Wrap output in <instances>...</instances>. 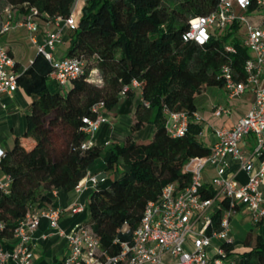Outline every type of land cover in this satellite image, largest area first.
<instances>
[{
    "label": "trees",
    "instance_id": "1",
    "mask_svg": "<svg viewBox=\"0 0 264 264\" xmlns=\"http://www.w3.org/2000/svg\"><path fill=\"white\" fill-rule=\"evenodd\" d=\"M5 2L19 12L26 10L25 4L36 7L45 19L67 18L75 4V0ZM217 6L218 0H87L67 51L68 56L83 55L87 66L65 91L50 81L51 62L37 53L19 77V84L32 95L27 130L0 160L10 178L7 190L0 187V243L14 237L28 212L49 207L54 190L72 191L86 177L104 148L83 147L89 137L83 131L84 118L95 116L93 107L100 101L112 110L121 97H132L134 80L142 85L143 99L131 130L152 123L155 132L149 140L136 141L130 135L125 142L107 147L106 170L114 172L115 178L90 194V219L83 224L104 250L117 253L115 240L131 239L149 201L158 200L172 182L191 181L183 170L185 163L210 153V145L200 139L203 125L195 119L198 96L208 87L223 86L217 73L226 60L242 72L249 57L248 49L232 33L207 44L183 40L190 20ZM230 40L236 52L226 50L225 42ZM94 71L101 82L93 79ZM166 108L189 114L184 135L168 133ZM214 194L210 190L207 196ZM219 219L217 214L218 228ZM260 226L263 233L249 231L242 250L236 247L239 264H264V223Z\"/></svg>",
    "mask_w": 264,
    "mask_h": 264
},
{
    "label": "built area",
    "instance_id": "2",
    "mask_svg": "<svg viewBox=\"0 0 264 264\" xmlns=\"http://www.w3.org/2000/svg\"><path fill=\"white\" fill-rule=\"evenodd\" d=\"M86 2L75 0L67 18L45 19L38 8L25 4L26 10L19 13L16 21L8 8L2 24V33L10 32L16 26L27 28L38 52L51 62L50 81L64 91L84 72L87 60L83 55L56 58L55 51L64 43L65 32L77 29ZM43 20L55 21L57 28L47 31L40 43L37 33ZM229 26H237L238 31L243 29L245 32L238 41L248 49L249 57L243 63L242 72L226 60L220 66L217 79L223 82L230 99L251 93L254 101L232 127L215 130L216 139L210 144L208 155L191 157L185 163L183 170L191 176V181L185 185L172 182L164 187L158 200L149 201L131 239L115 240L119 251L114 254L104 250L91 228L83 223L70 230L63 229L60 208L49 206L30 211L15 230V246L9 249L0 243V264H9L10 261L33 264L35 254L31 233L38 228L42 218L48 219L56 234L67 239V253L59 264H239L241 256L232 236L235 213L243 207L249 211L254 223H264V0H218V6L210 13L190 20L182 38L185 42L207 44L223 39L219 33ZM225 48L230 53L236 52L231 41L225 42ZM26 69L19 64L11 49L0 42V98L14 94L19 87V77ZM92 75L94 80L101 82L95 71ZM132 85L142 88L137 80L130 87ZM106 110L105 103L100 101L93 107L95 116L84 118L83 131L89 137L83 147L93 145L94 134L109 121ZM213 112L215 116L229 115L231 108L218 105ZM165 115L169 134L177 137L187 132L190 116L186 111L166 108ZM195 119L201 122L202 118L195 114ZM248 137L253 138V148L246 153L243 144ZM5 152L0 149V160ZM227 158L239 161L241 169L248 174L245 183L228 174ZM92 180L96 183L97 177ZM84 185L81 180L75 190L80 192ZM0 187L8 189L2 184ZM210 190L215 192L213 197L207 196ZM70 210L81 212L84 205L76 203ZM217 214L220 215V228L216 227ZM1 228L3 223L0 221ZM227 245L235 248L230 249Z\"/></svg>",
    "mask_w": 264,
    "mask_h": 264
},
{
    "label": "crops",
    "instance_id": "3",
    "mask_svg": "<svg viewBox=\"0 0 264 264\" xmlns=\"http://www.w3.org/2000/svg\"><path fill=\"white\" fill-rule=\"evenodd\" d=\"M23 29L28 32L24 26H16L14 29ZM57 28L54 21L43 20L40 23V29L37 33V38L40 43L45 39L46 32ZM11 30V31H12ZM71 30L65 32V41L55 51L56 58H62L67 55V51L71 45ZM13 47L16 50L13 54L20 65L25 67L28 52H26L24 39L16 38L12 40ZM32 42V41H31ZM33 43V42H32ZM24 47V48H23ZM37 53L38 49L36 47ZM36 53V55H37ZM32 56L34 61L35 56ZM31 60V58H30ZM23 74V73H22ZM21 74V75H22ZM20 75V76H21ZM134 90L132 97L120 98L118 105L112 110H106L109 118L107 123H104L94 134L92 144L104 148L103 155L98 157L89 167L88 174L82 181L85 182L83 189L77 192L65 191L62 189L54 190L51 196L50 206L60 208L62 214L60 217V226L65 230H70L77 224L86 222L90 219V211L88 208L89 196L95 190L107 187L115 178V173L106 170L109 153L107 147L115 142L123 143L132 135L136 141L149 140L153 137L155 126L152 123H146L141 129L132 132L131 126L135 121V114L138 104L142 101V88L135 85L131 86ZM217 87L218 89H215ZM213 86L206 88L202 94V99L198 100V109L196 114L200 116L203 125V131L200 139L207 145L213 143L216 139L215 130L221 127H232L238 120L249 110L253 101L254 95L249 93L242 98L230 99L222 86ZM199 95V96H200ZM226 99V106L231 108V114L215 116L214 109L210 108L217 106L221 100ZM32 102V95H30L25 87L19 84L18 89L12 95H3L0 98V149L8 151L14 145L17 136L24 137L27 130V114L30 111ZM253 148V140L248 137L243 144V150L248 153ZM228 163V174L234 176L240 183H245L248 180V174L241 169L240 163L232 158L226 159ZM123 170V168L121 167ZM97 177L95 183L92 178ZM0 184L4 186L10 185V178L2 171L0 166ZM262 190L264 191V178L262 183ZM81 203L84 205V210L81 212H72L71 206ZM237 212L243 214L240 223L251 224L250 231H257V234L263 233L261 223L257 224L251 220V214L248 210L240 207ZM236 212V213H237ZM235 216V215H234ZM238 234L232 227V236L235 239ZM31 242L34 248L33 264H59L67 253L68 242L64 236L56 234L47 218H42L38 228L31 233ZM236 242V240H235ZM16 244V239L11 238L3 241L6 248L12 249ZM236 246L238 243L236 242ZM9 264H17L10 261Z\"/></svg>",
    "mask_w": 264,
    "mask_h": 264
},
{
    "label": "rangeland",
    "instance_id": "4",
    "mask_svg": "<svg viewBox=\"0 0 264 264\" xmlns=\"http://www.w3.org/2000/svg\"><path fill=\"white\" fill-rule=\"evenodd\" d=\"M8 8L11 9V12L14 14V17H15L16 21L20 17V15H19L20 12H19L18 9L11 8L10 6L7 5L5 0H0V42L6 44L11 50H14V52H15L16 50L13 47V43H15V42H13L12 40H14L16 38L24 39V41H25L24 43L25 44H21V46L22 45L25 46L26 52H28L27 58L25 60L26 61L25 67L29 68L30 65H31L32 56L36 55V53H37V50H36L37 45L35 43L31 42V37H30L29 32H27V31H25L23 29H20V28L17 29L16 28V29H14V30H12L10 32H6V33H2L1 32L2 24H3L4 20H5ZM76 15H78V13ZM229 33H232V36L235 39L239 40L240 38L244 37V33L245 32L243 31V29H241L239 31L238 30L235 31L234 28L229 26L227 28L222 29L221 32L219 33V35L221 37L225 38ZM12 53H13V51H12ZM13 54H15V53H13ZM30 58H31V60H30ZM215 89H218V88L215 87ZM200 99H202V95L198 96V100H200ZM224 104H226V99L221 100L220 103L217 104V106L218 105H224ZM214 108H216V106L213 107V108H210V111H212V109H214ZM252 140H253V138H252ZM242 216H243L242 213L237 212V213H235V216H234V218L232 220L233 230H235L238 233L235 236V240L238 243L239 250H242V248L244 246L243 245L244 244V239L247 237V234H248V232L250 231V228H251V224H249L247 222L244 223V224L240 223V219L242 218ZM125 228L128 229V226H126ZM253 233H254V235H256L257 231H255Z\"/></svg>",
    "mask_w": 264,
    "mask_h": 264
}]
</instances>
